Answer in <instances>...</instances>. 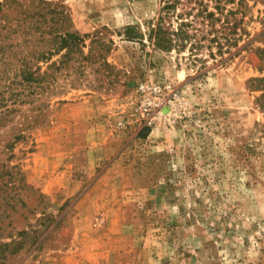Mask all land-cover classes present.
I'll return each mask as SVG.
<instances>
[{
	"label": "rangeland",
	"instance_id": "374dc122",
	"mask_svg": "<svg viewBox=\"0 0 264 264\" xmlns=\"http://www.w3.org/2000/svg\"><path fill=\"white\" fill-rule=\"evenodd\" d=\"M49 1L112 40L116 69L56 96L15 145L0 264H264V0H204L216 29L179 5L191 38L171 51L126 39L162 0Z\"/></svg>",
	"mask_w": 264,
	"mask_h": 264
},
{
	"label": "trees",
	"instance_id": "16d2710c",
	"mask_svg": "<svg viewBox=\"0 0 264 264\" xmlns=\"http://www.w3.org/2000/svg\"><path fill=\"white\" fill-rule=\"evenodd\" d=\"M162 1L156 16L148 21V32L138 25H128L127 40L141 44L147 41L158 50L171 51L176 37L179 41L191 38L188 31L173 30V17L181 15L176 14L179 5L188 9L193 0ZM11 4L18 9V15L0 16V191L14 188L12 170L18 168L12 164L15 145L41 123L51 100L84 85L89 72L97 76L95 81L101 86L116 69L107 57L112 40L106 41L97 32L82 34L75 30L62 5L49 0H13ZM194 5L197 7L182 14L198 10L197 15L203 19L200 24L216 29L221 17L210 11L204 0H195ZM5 6L10 5L0 2V13ZM215 9L222 14L220 3ZM192 22L187 19L182 25L190 27ZM210 42H216L215 38ZM218 53L224 54L222 46ZM28 104L35 115L19 121L16 108ZM3 155L6 158L2 159Z\"/></svg>",
	"mask_w": 264,
	"mask_h": 264
}]
</instances>
